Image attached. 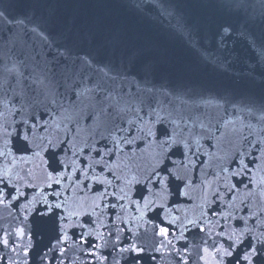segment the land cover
<instances>
[{
	"label": "snow or ice",
	"instance_id": "6c2138e0",
	"mask_svg": "<svg viewBox=\"0 0 264 264\" xmlns=\"http://www.w3.org/2000/svg\"><path fill=\"white\" fill-rule=\"evenodd\" d=\"M123 2L150 24L182 39L205 68L235 86L217 88L198 80L161 77L150 64L138 67L135 54L127 59L102 55L86 33L58 36L32 12L10 15L0 0V207L5 209L0 215V264H33V251L45 239L41 225L49 222L55 235L35 257L40 264H126L130 258L143 264L146 252L158 254L151 256L154 264H264V183H256V176L264 175V0H202L218 17L203 30L178 9L176 0ZM119 43L120 33L114 30L109 44L114 50ZM68 104L87 106L85 124L94 114L109 122L103 135L97 130L100 139L93 155L99 157L101 143L109 140L108 147L117 140L125 149L133 143L137 148L148 145L154 149L152 172L161 183L189 158L199 168L205 146L212 148L222 131H231L239 137V148L227 169L234 173L229 195L247 193L240 214L224 216L215 231L211 221L188 220L202 234L199 241L187 235L192 228L177 233L169 227L174 221L155 225L157 239L150 248L136 238L138 233L128 243L109 233L115 255H103V236L90 234L82 220L80 225L71 223L57 191L61 180L43 186L32 182L21 167L32 149L15 148L17 139L27 145L36 137L48 145L45 155L65 148L71 153L69 132L54 127ZM78 122L68 128L75 132ZM59 135L64 139L53 149L55 139L48 137ZM84 151H92L91 146ZM114 154L115 149L108 153ZM76 156L87 163L80 153ZM64 170L63 163L50 168L52 175ZM21 181L32 195L21 190ZM209 214L222 215L205 212ZM229 220L240 229L241 239L226 235Z\"/></svg>",
	"mask_w": 264,
	"mask_h": 264
},
{
	"label": "water",
	"instance_id": "95a60500",
	"mask_svg": "<svg viewBox=\"0 0 264 264\" xmlns=\"http://www.w3.org/2000/svg\"><path fill=\"white\" fill-rule=\"evenodd\" d=\"M176 4L201 30L218 19L215 10L202 0H176ZM2 6L13 16L34 13L36 19L44 21L48 29L58 36L86 33L102 55L127 59L135 54L138 67L150 64L161 77L198 80L217 88L235 86L234 81L218 76L211 68H205L197 54L182 39L150 24L126 7L123 0H2ZM114 30L120 33V43L113 50L109 39ZM245 87L259 93L258 88H248L246 84ZM88 115L86 105L74 107L68 104L55 118L54 127L61 133L67 130L70 134L68 145L71 153L65 148L63 152L47 151L45 155L48 145L36 137L30 138L27 145L17 139L15 148L19 152L32 149L21 164L30 173L32 182L43 186L61 180L57 191L63 197L66 212L72 217L71 223L80 225L82 220L90 234L103 236L106 242L105 247L100 249L103 255L109 258L115 255L109 233L121 235L124 243H128L133 233H138L136 238L150 248L157 239L154 235L155 225L174 221L169 227H174L177 233L192 228L187 235L190 240L199 241L202 234L198 227L187 224L188 220L201 223L211 221L215 231L224 216L240 214L238 209L247 193L239 191L234 196L229 195L234 173L227 169L239 148V137L231 131H222L213 140L212 148L205 146L203 164L199 168L189 158L184 165L175 167L167 183H161L160 178L152 172L154 149L148 145L137 148L133 143L131 149H125L117 140L116 145L108 147L111 143L109 140L101 143L99 157L93 155L96 141L100 139L96 135L97 130L103 135L109 122L94 114L92 120L85 124ZM74 121L79 122L75 125L76 131L72 132L68 124ZM48 138L55 139L52 147L56 149L64 136ZM89 146L92 151L85 153L84 149ZM113 149L115 154L110 157L108 153ZM76 153L84 156L87 163H82ZM60 163L65 165V170L52 175L50 168L58 169ZM69 164L72 165L71 169L67 167ZM256 183H264V175H257ZM21 190L33 194L31 189L23 188V181ZM261 198L264 199V191ZM206 211L222 215H205ZM4 212L5 209L0 207V215ZM41 230L45 233V239L39 241L33 251V264H40L35 257L55 235L51 222L41 225ZM224 231L232 240L242 238L240 229L233 228L230 220L226 222ZM228 244L229 241H225V247ZM181 246H184L183 242ZM152 255L158 254L146 252L143 264H154ZM126 264H134V261L130 258ZM229 264H232L231 260Z\"/></svg>",
	"mask_w": 264,
	"mask_h": 264
}]
</instances>
